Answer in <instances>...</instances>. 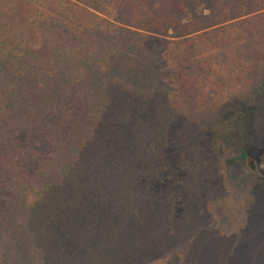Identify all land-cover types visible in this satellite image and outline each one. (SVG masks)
I'll return each instance as SVG.
<instances>
[{
    "label": "trees",
    "instance_id": "16d2710c",
    "mask_svg": "<svg viewBox=\"0 0 264 264\" xmlns=\"http://www.w3.org/2000/svg\"><path fill=\"white\" fill-rule=\"evenodd\" d=\"M28 1L53 70L0 0V264H264L204 263L200 221L231 207L218 166L264 157V0ZM237 95L245 119L218 129Z\"/></svg>",
    "mask_w": 264,
    "mask_h": 264
},
{
    "label": "rangeland",
    "instance_id": "374dc122",
    "mask_svg": "<svg viewBox=\"0 0 264 264\" xmlns=\"http://www.w3.org/2000/svg\"><path fill=\"white\" fill-rule=\"evenodd\" d=\"M10 1L23 28L36 47L42 64L52 71L53 57L50 50L40 42L35 32L27 24V18L32 11L30 2L28 0ZM109 9L113 13L111 18H115L117 16L115 6H111ZM245 112L246 103L244 98L240 95L234 96L216 107L213 125L218 129H222L225 124L231 122L233 128L245 119ZM178 126V122L173 123L170 133L175 134V128ZM231 147L225 148V156L237 155L238 152L234 150V147ZM239 163L237 166H232L222 162L217 168V172L221 176L220 180H226L231 207L227 213H224L216 212L210 202L205 206L204 214L200 217L201 223H205L208 227L206 234L208 243L202 254L204 263L220 251L221 255L223 253L233 254L240 257H249L251 260L254 258L258 260L264 256V234L261 236L259 232H256L255 227L257 226L253 227V221L245 211L246 201L255 198L256 192L253 189V186H255L253 184L264 182V157L262 152L253 149L248 157L240 160ZM228 177L231 179L228 180ZM9 201V192L0 187V207L6 206ZM195 207L196 210L199 208L197 205ZM1 260L2 244L0 243V262Z\"/></svg>",
    "mask_w": 264,
    "mask_h": 264
}]
</instances>
